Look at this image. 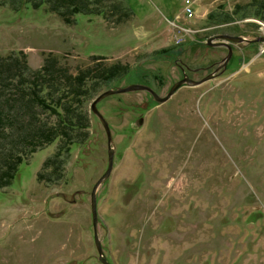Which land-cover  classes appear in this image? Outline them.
Returning a JSON list of instances; mask_svg holds the SVG:
<instances>
[{"label":"rangeland","instance_id":"obj_1","mask_svg":"<svg viewBox=\"0 0 264 264\" xmlns=\"http://www.w3.org/2000/svg\"><path fill=\"white\" fill-rule=\"evenodd\" d=\"M101 2L103 13L87 8L68 23L61 12L74 4L0 0V61L22 57L30 75L54 63L93 76L79 99L46 83L39 93L58 112L33 101L31 117L13 128L16 141L30 118L56 134L69 105L82 119L68 137L19 152L16 179L0 188V264H104L91 194L108 167L109 145L94 99L135 83L165 95L179 72L175 45L185 51L178 58L198 67L218 51L199 40L225 31L264 35V0ZM252 43L236 49L240 60L224 75L183 86L166 103L145 90L98 103L116 144L114 170L98 193L110 262L264 264V43ZM98 65L124 70L102 83Z\"/></svg>","mask_w":264,"mask_h":264},{"label":"trees","instance_id":"obj_2","mask_svg":"<svg viewBox=\"0 0 264 264\" xmlns=\"http://www.w3.org/2000/svg\"><path fill=\"white\" fill-rule=\"evenodd\" d=\"M61 1L64 3L62 6L68 3L74 4L68 11L65 10L61 12L68 23L71 22L69 14L86 11L87 8H89L88 11L91 10L103 13V5H101L103 3L101 0H96L97 4L93 7L90 5L91 0H76L75 2L74 0L71 2H69V0ZM79 4L81 5L79 6ZM53 8H55V5ZM119 19H121V17H119L118 20ZM26 65V61L18 56L2 59V61H0V188L10 184L16 179L19 168L24 162L19 152L22 153V151H26L29 146H34L31 150L35 151V146H43L45 143L53 141L57 134H64L68 137L66 131H72L75 127L77 129L82 123V119L79 115L75 118V115L73 116L70 113V109L74 107L69 105L66 107L68 115L66 114V117L64 116L62 120H60L61 123L56 125V134H52V132H54L53 125H47L44 129L39 130L36 121L30 118L26 131L22 132L21 136L16 137L19 138L17 141L15 140L12 136L14 131L13 128L15 126L19 128L21 125L25 124L22 123V119L25 118L26 114H29L31 117V106L29 105L32 104L33 101L41 103L45 108L49 107L52 111L58 112V109L52 107L49 104L50 102H47L46 97H42L39 93L44 90L46 83L51 84L57 91H64L63 94H67L69 90L74 91V97L77 96L79 99V96L83 95L85 92L84 89H87L85 94L89 91V88L86 87V82L93 77L89 74L90 71L82 70L78 74H72L66 67L54 63H48L39 71L32 72L30 75L25 73L27 71ZM99 66L100 65H98L99 71L97 75H95L97 78L95 79L104 80L102 83L107 82V80L112 78L115 74L120 73L122 69L124 70V67L119 65H115L109 69ZM16 77L20 78L17 84L15 83ZM98 80L94 81V85H98ZM51 91H53V89ZM51 94L52 93L49 92L48 96H51ZM74 112L76 114L75 110ZM31 125H33V130ZM31 133L33 134L27 136ZM23 138L24 140H22ZM19 141H25V147L19 148Z\"/></svg>","mask_w":264,"mask_h":264},{"label":"water","instance_id":"obj_3","mask_svg":"<svg viewBox=\"0 0 264 264\" xmlns=\"http://www.w3.org/2000/svg\"><path fill=\"white\" fill-rule=\"evenodd\" d=\"M224 39V40H229L231 42H238V43H247V42H261L264 43V35L258 36L255 39H250L248 37H245L243 35H237V34H231V33H219V34H214L212 36H209L207 39L208 45H215V40L217 39ZM230 53L229 56L226 58V61L229 60L231 57V50L232 47L229 46ZM205 80V79H204ZM194 81V83H201L202 81ZM189 82L188 79L184 78L183 80L177 82L174 84V86L171 88V90L166 94V95H160L152 86L146 85V84H140V83H135V84H130L124 87H115V88H110L102 92L100 95H98L93 103H92V110L95 113L96 116L102 121L107 137H108V155H109V162H108V167L106 171L101 175V177L97 180L95 183L93 190H92V215H93V224H94V231H95V241L96 245L98 248L99 252V258L104 264H115L113 262H110L105 251L104 247L102 244V239L100 238L99 235V222H100V211L98 209V193L100 187L104 184V182L110 178L112 175V172L114 170L115 166V155H116V144L114 141V137L112 134V129L111 125L108 121V119L104 116V114L100 111L98 107V103L104 99L105 97L115 94V93H121V92H128V91H135V90H145L153 95V97L158 101L159 103L166 102L169 100L175 93L176 91L182 86L183 84Z\"/></svg>","mask_w":264,"mask_h":264},{"label":"flooded vegetation","instance_id":"obj_4","mask_svg":"<svg viewBox=\"0 0 264 264\" xmlns=\"http://www.w3.org/2000/svg\"><path fill=\"white\" fill-rule=\"evenodd\" d=\"M221 33H230V31H228V32L225 31V32H221ZM217 34H219V33H217ZM231 34H233V33H231ZM202 41L204 43L207 42L206 39L205 40H199V42H202ZM214 43H215V45H213V47L217 48L218 51L215 52V57H213V60L211 62L207 63L206 65H201L198 67H194L192 64H190V62L183 60L182 58H178L181 55H184L185 51L179 50V47H177L176 45L173 47V50L177 49L178 51H180V52H176V56L174 58L176 65L179 66V72H178L176 81L168 88L167 93L171 90V88L174 86L175 83L183 80L184 78L188 79L189 82L183 84L182 86H180V88L183 86H188V87L200 86L207 81L214 80V79L221 77L222 75H224V73H226L228 70L231 69L233 64H235V63L238 64L237 61L240 60L239 59L240 54H238V51H236V49L240 48V49L244 50V48H242V46H244V44H246V43L231 42L229 40H224L222 38L215 40ZM247 45L250 46V45H253V43L251 42ZM229 46L232 47L231 57L229 58L228 61H226V58L229 56V53H230ZM222 50H223V52H222ZM165 53H167V52H165ZM168 60H170V59H168ZM201 80H204V81H202L201 83H196V84L194 83V81H201ZM149 94H151V93H149ZM169 100H167V101H169ZM166 102H163V103H166ZM111 262L114 263V261H111Z\"/></svg>","mask_w":264,"mask_h":264}]
</instances>
